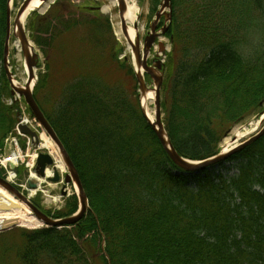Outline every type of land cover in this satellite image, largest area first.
Here are the masks:
<instances>
[{
	"label": "trees",
	"instance_id": "1",
	"mask_svg": "<svg viewBox=\"0 0 264 264\" xmlns=\"http://www.w3.org/2000/svg\"><path fill=\"white\" fill-rule=\"evenodd\" d=\"M150 2L155 12L159 0ZM7 3L0 0V62ZM171 5L165 37L172 51L160 93L163 123L180 157L202 161L219 152L231 129L263 111L264 0H247V10L241 0H171ZM90 7H77L75 18L58 4L38 16L37 24L35 13L28 17L30 40L45 57L50 50L68 51L64 37L81 48L74 88H64L67 93L53 112L43 110L36 94L45 87V76L33 97L78 171L89 210L73 228L20 231L21 264H93L95 259L101 264H264V137L217 167L184 173L143 118L135 93L130 101L120 85L92 68L98 60L91 42L99 30L111 29L106 17L96 23L99 12ZM254 29L256 42L250 40ZM119 54L110 59L136 88L132 66L128 59L119 61ZM6 82L0 65V151L17 122L15 107L3 103L9 97ZM76 201L71 197L61 211L45 214L70 216Z\"/></svg>",
	"mask_w": 264,
	"mask_h": 264
},
{
	"label": "rangeland",
	"instance_id": "2",
	"mask_svg": "<svg viewBox=\"0 0 264 264\" xmlns=\"http://www.w3.org/2000/svg\"><path fill=\"white\" fill-rule=\"evenodd\" d=\"M24 1L25 0H12L11 1V6H12V8L10 10L11 26H12V23L14 21L16 14H17L18 9L20 8V6L23 4ZM133 1L136 3L137 9L139 11L137 24H138V29L140 30V32H139L140 45L142 46L144 38L148 35V33H150V25L153 22V20H155V13L159 10V6L156 7L155 12H152L153 6H152L150 0H133ZM160 1L161 0H159V3H160ZM108 2H109L108 0H53L51 2L46 1L45 4H47V6L44 9V11L34 12L35 17H34L33 24H37L36 18L38 16L46 15L47 12L49 11V9H51V7L56 5V4H58V6H60V7H62L65 15L68 18H75L73 13H75L76 8L79 6L99 7L100 13L96 16V19H98L96 21V23H100V21H99V20H101L100 18H103V17L108 18L111 33L105 29L99 30V32L97 34V39L93 40L91 42L90 48L94 49L92 56L95 57L96 60H98V63L97 62L93 63L92 68L97 69L96 70L97 72L105 75V78L110 83L120 85L119 86L120 90L123 91V93L125 94L124 97L126 95H128V97H129L128 99L131 101V99H133V98L136 99V96L139 93L137 90V87L133 88L132 78L130 77V75H127V73L125 71H119L118 69H116L115 68L116 64H114L113 60L110 59V57H111V55H113V53L119 52L120 54L117 56L119 61H122L123 58H126V59H128L130 65H131V52L129 53L126 50L125 44L122 42L121 38H118L116 35V32L119 31L121 33V35L124 37V35L121 32V27H119V14H118L117 6L115 9H113V11L111 13H104L103 12V8L108 5ZM241 4H242L243 8L245 10H247V8H248L247 0H241ZM78 17H80V16H77L76 18H78ZM87 19L90 20V18H88V16H87ZM162 21L163 20L161 18V22ZM248 22L253 23L250 21H248ZM25 23H26L25 25H26V29H27V25L30 24V22L27 19ZM257 24H259V22H257ZM159 27H160V25H159ZM255 30L256 29L253 30V33L250 36V40L252 42H256L257 39L259 38L258 37L259 36L258 30L257 31H255ZM79 33L77 34V36L79 35ZM27 35H28L29 42L33 45L35 52L38 54V62H37V66L35 68V75L37 77L36 82H37V84L39 83L40 79L42 78V75L45 76V79H46L45 87H43L42 90L40 89L36 93L38 96V102L41 105V107L43 108V110L46 111V113H50V112H53L52 110H54L55 107L58 106L57 104L60 102L62 95H63V92H64V94L67 93V92H65V89L66 88L67 89L68 88L69 89L74 88V86H72V85L74 84L75 80H73L72 76H74V75L76 76L78 74V71L76 72V65L79 64L80 59L82 58L81 48L77 45L76 46L77 48L74 49L69 44V41H71L72 39L70 37H64L65 39L63 40V44L64 43H65V45L67 44L66 50H68V51H66L64 53H59V52H55V51L50 50L49 51V58H48V57H45L41 48L36 46V44H34L30 40L28 31H27ZM37 36L45 37L43 34H40V33H37ZM15 41L16 40L13 38L12 33H11L10 43H9L10 44L9 56H8L9 71L12 74V82L14 79L18 84L24 85L23 84L24 83L23 82L24 75L22 74L23 73L22 63L24 62V60H23L21 53H20V61L22 63L19 61V59H17V54L12 48L13 42H15ZM160 41L162 43H164L166 51H164L162 54H159L158 53L159 48L157 47V43H155L153 50L150 51V56L148 58L149 64L152 63L155 59H159V60L166 62L167 54L171 53V51H172V47L169 43V40L166 37L160 38ZM120 49H122L123 52H121ZM156 55H158V58H156ZM48 60L50 61V65L47 64ZM0 65L2 66V62H0ZM80 65H81V67H83V64H80ZM77 70H80V69H77ZM7 85H8V83H7ZM148 87L150 89H152L153 84L151 83V85ZM88 91H90V90H88ZM33 93H34V91H33ZM134 93L136 95L135 97H134ZM130 96L133 98H130ZM3 100L5 102L4 104H6L8 97H5ZM17 101H18L17 107L14 108L12 106V108H14L13 113H16L17 111H19V113H21V115H20L21 118H23L22 120H27L30 123V125L33 127V130L36 131L38 135L45 134L44 131L33 120L32 116L29 113V110L27 109V106L24 104L23 99L17 98ZM153 101H154V95H153V98H151L150 102L148 103V108L152 112H154ZM163 120H164V114H163ZM263 125H264V107H263V111L260 114L253 116L251 119H249L245 123L238 125V126L234 127L233 129H231L229 131V133L226 134L225 137L221 140V142L219 144V148L221 149V145H222L224 139H226V138L231 139L232 138V136H230V135H232L235 130H240V131H242V129L249 130L251 126H254L255 128H258L257 131H259ZM253 134L249 135L245 139L240 140L239 142L242 143L243 141H245L249 137H251ZM46 137L49 138L47 135H46ZM5 140L3 143V149L1 150L2 153L0 155L1 156L0 160L2 157H4L6 155L5 150H4ZM21 147H22L23 153L28 155V157H33L34 151L36 152V147L34 145H33L32 149H30V150H28L29 148H27L26 146H21ZM39 152L46 153V151H44V150L37 151V153H39ZM224 167H225V169L230 168L231 164H229V163L225 164ZM18 171H19L18 172L19 177L22 178L21 173H23V168H21V166H20ZM217 172H224V169H219ZM230 174H232V171H230ZM5 176H6L5 172L2 173L1 177H5ZM58 191H59V188H55V187L50 188L49 186H47V187L42 186L39 193H38L39 195L36 198H34L31 201V203H33L36 206L39 205L40 207L38 206L37 208H39L41 211L46 212V213L49 212L50 214H53L56 211H58L57 209H59V208L63 209L64 207H66L65 205L71 197H75L73 195L74 194L73 186H68V188H67V191H69L68 196H66L65 198H62L61 201H59V203L56 204L57 205L56 209H54V208L49 209V207H51L52 205H50L48 203V201L50 198L59 197L60 193ZM23 192H25V191L23 190ZM23 194L26 195L25 193H23ZM50 201H51V203H53V200H50ZM18 202L21 203L20 201H18ZM21 204L27 209V211L29 213L28 208L23 203H21ZM77 206H78V203H77ZM40 228H43V226L40 225L39 227L26 228V227H20L18 225H11L5 229H2L0 231V264H21L18 256H16L17 250H18V248H20L21 240H22L21 236H20L21 235L20 231H22V230H30L31 231V230L40 229ZM96 256H101V255L99 254ZM101 263L102 262L100 259H99V261H98V259L93 260V264H101Z\"/></svg>",
	"mask_w": 264,
	"mask_h": 264
},
{
	"label": "water",
	"instance_id": "3",
	"mask_svg": "<svg viewBox=\"0 0 264 264\" xmlns=\"http://www.w3.org/2000/svg\"><path fill=\"white\" fill-rule=\"evenodd\" d=\"M12 0L8 1V7H7V13H6V35L4 40V51H3V68L4 72L7 78V81L9 83L10 87V95L13 97L15 94H17L19 97H22L24 100V103L30 110L31 115L35 119V121L41 126V128L44 130V132L48 135L50 140L53 142V144L56 146L63 163L68 171V175L65 176V183H73L77 189V199L79 208L77 212L72 215L71 217H67L60 220H54L52 218L47 217L44 213H42L40 210L35 208L31 202L21 193L19 192L14 186L9 184L5 179L0 177V188L6 191L9 195H11L13 198L17 199L21 203H23L29 210V212L32 214V217L36 219L39 223L45 225L49 228H62V227H70L76 225L87 213L89 210L88 205V199L85 194V191L83 189L81 180L79 178L78 172L70 159L67 151L63 147L62 143L60 142L59 138L57 137L56 133L50 126V124L45 119L43 113L39 109L37 103L35 102L33 98V88L35 84L31 87V84L36 79L34 74V69L37 66L38 62V55L34 52V48L29 42L28 35L26 34L24 26L21 24V18L26 12L29 4L32 0H25L23 4L20 6V8L17 11V14L15 16L13 26L16 28V30L13 32V37L18 40L21 51L23 55V59L28 71V78L24 84V86H15L12 83V74L9 71V63H8V56H9V41H10V25H11V14H10V7L9 4ZM42 2H45V0H40ZM127 4H125L124 0H118V14L120 25H121V32L124 35L125 38H127L129 41V37L127 35L129 25H131L128 22L125 21V13L127 12ZM167 10V11H166ZM164 18L165 25L161 29V31L157 32V26L161 18ZM171 22V0H162L160 4V8L155 14V20L150 25V33L145 37L143 41V48L140 49V43L139 38L136 37L135 43L131 46V51L133 55V62H134V68H135V78L138 84L139 89V98H145L146 95L151 92L154 95V121H150L141 105V112L144 118L146 119L148 125L154 132L155 136L157 137L159 143L161 144L163 150L165 151L166 155L170 159V161L179 169H181L184 172L194 173V172H200L202 170L208 169L212 166H216L239 151L249 147L250 145L254 144L258 140H260L264 136V126L260 129L258 133H256L254 136L250 137L246 141L234 145L232 148H230L228 151H221L218 155L209 158L207 160H204L202 162H196V161H190L186 160L182 157H180L177 152L172 147L167 133L165 131L163 122H162V114H161V108H160V89L162 87L163 83V70L164 65L163 62L159 60L153 61L151 66L147 65V59L149 57L151 48L155 41L160 37L163 36L166 33L167 25ZM135 29H137V25H135ZM158 47L160 52H163L165 50V47L163 43L159 42ZM143 74H147L153 84V89H149L144 81ZM20 131L23 134H27L30 137L35 139L36 145H39L38 137L34 132H31L27 127L21 126ZM235 139H233V142ZM52 165V159L49 155L45 154H39L37 158V173L39 176H43L45 166ZM12 169L15 170V173H17V170L13 167ZM24 179L27 181L28 186L31 189L35 188V185L30 181L29 179V173L26 171L23 173ZM53 182H58L59 177L57 172L54 173V178L52 179Z\"/></svg>",
	"mask_w": 264,
	"mask_h": 264
},
{
	"label": "bare ground",
	"instance_id": "4",
	"mask_svg": "<svg viewBox=\"0 0 264 264\" xmlns=\"http://www.w3.org/2000/svg\"><path fill=\"white\" fill-rule=\"evenodd\" d=\"M47 1H53V0H47ZM108 5L103 8L104 13H111L113 9L116 8L118 0H108ZM125 4H127V12L125 13V21L131 24L129 25V29L127 32V35L130 39V41L123 37L119 31L116 32V35L118 38H121L122 42L125 44L126 50L130 53L131 51V46L132 44L135 43L136 37L139 36L140 30L137 28L135 30V25L138 22V15L139 11L137 9L136 3L133 0H124ZM47 4L40 0H32L31 3L29 4L26 12L21 18V24L24 26L27 18L29 17L30 13L34 11H44L46 8ZM9 7L12 8L11 3L9 4ZM120 19H119V27H120ZM16 30L15 27L11 26L10 28V33H13ZM13 50L17 54V59L20 61V53H21V47L18 41L13 42L12 45ZM21 62V61H20ZM22 63V62H21ZM24 64V65H23ZM22 69H23V75H24V80L23 82H26V75H27V69L25 66V63H22ZM13 85L15 86H23L21 84H18L14 79H13ZM23 83V84H24ZM34 84V82L31 84ZM151 98H153V93H148L145 98H142V107L144 109V112L147 116V118L152 122L155 120L154 117V112H152L148 108V103L150 102ZM258 128H255L254 126H251L249 130L247 129H242L240 130H235L233 132L232 138H226L223 140V143L221 145V149L223 151H228L230 148H232L234 145H237L238 142L242 139L247 138L249 135L252 133L256 132ZM233 138H235V142H233ZM39 150H44L48 154L51 155V157L55 160V167L56 170L63 173L65 170V165L63 163V160L56 148V146L51 142L49 138L46 137L45 134H40L39 135ZM33 179H36L34 175H32ZM11 179V178H10ZM31 196H34V192H30ZM11 225H18L21 227H26V228H34V227H39L40 224L34 220L30 214L28 213L27 209L18 202L15 198L7 194L3 189L0 188V231L2 229L7 228L8 226Z\"/></svg>",
	"mask_w": 264,
	"mask_h": 264
},
{
	"label": "built area",
	"instance_id": "5",
	"mask_svg": "<svg viewBox=\"0 0 264 264\" xmlns=\"http://www.w3.org/2000/svg\"><path fill=\"white\" fill-rule=\"evenodd\" d=\"M11 142L13 143V145L16 146V144H15V143H16L15 140H11ZM18 158H20V154H19L18 150L16 149L15 152H13V153L11 154V156L8 157V158L4 161V163H13V162H16Z\"/></svg>",
	"mask_w": 264,
	"mask_h": 264
}]
</instances>
